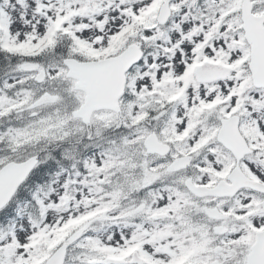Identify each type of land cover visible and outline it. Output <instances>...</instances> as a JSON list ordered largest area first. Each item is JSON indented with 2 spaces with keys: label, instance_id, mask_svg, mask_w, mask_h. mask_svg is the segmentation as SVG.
<instances>
[{
  "label": "snow or ice",
  "instance_id": "1",
  "mask_svg": "<svg viewBox=\"0 0 264 264\" xmlns=\"http://www.w3.org/2000/svg\"><path fill=\"white\" fill-rule=\"evenodd\" d=\"M0 264H264V0H0Z\"/></svg>",
  "mask_w": 264,
  "mask_h": 264
}]
</instances>
